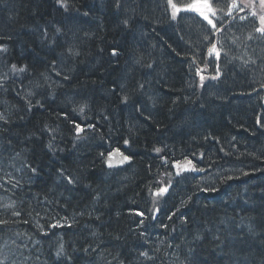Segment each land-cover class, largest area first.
I'll return each instance as SVG.
<instances>
[{"label": "trees", "instance_id": "obj_1", "mask_svg": "<svg viewBox=\"0 0 264 264\" xmlns=\"http://www.w3.org/2000/svg\"><path fill=\"white\" fill-rule=\"evenodd\" d=\"M138 1L63 0V7L57 0H0V48L10 47L0 51V221L7 222L0 225V264H264V33L253 16L232 13L231 0H209L215 29L190 10L173 19L168 1L152 0L158 15L148 0ZM183 1L193 3L174 2L183 9ZM119 14L124 20L115 19ZM159 17L176 32L174 51L161 42L158 63L145 61L144 77L127 88L134 70L121 61L145 60ZM5 37L12 39L3 43ZM215 41L214 71L202 60ZM194 54L201 59L191 65ZM208 65L217 78L200 86L197 73ZM141 85L146 93L137 91ZM118 92L131 103L126 113L114 111ZM241 124L249 134L237 132ZM165 131L179 145L157 153ZM115 149L133 162L108 171L105 157ZM170 154L192 161V177L203 179L188 187L191 194L214 189L234 209L254 208L229 215L230 229L243 233L241 245L220 252L204 235L195 243L196 227L184 232L178 219L166 220L165 200L162 214L151 216V191L168 172L162 158ZM201 205L211 216L217 210L210 200ZM138 211L144 215H133Z\"/></svg>", "mask_w": 264, "mask_h": 264}, {"label": "bare ground", "instance_id": "obj_2", "mask_svg": "<svg viewBox=\"0 0 264 264\" xmlns=\"http://www.w3.org/2000/svg\"><path fill=\"white\" fill-rule=\"evenodd\" d=\"M138 1V0H137ZM135 0V2H137ZM141 0H139L138 2H140ZM148 4L149 6H146V8L149 9L150 14L151 15H155L157 14V10H156V3L152 2V0H148ZM160 1V0H159ZM163 2H166L168 0H161ZM177 1V0H173ZM67 2V1H66ZM126 2H129V0H122L121 5H124ZM70 3V2H69ZM73 3L75 4L76 2H71L70 4L73 5ZM175 3V2H174ZM160 6L162 5V3H158ZM165 5V4H164ZM129 8V7H128ZM151 9V10H150ZM153 9V10H152ZM158 15V14H157ZM244 15V14H243ZM71 16V15H70ZM115 19H120V20H124L123 16L121 14L114 15ZM149 21H152V19L149 17L148 18ZM154 23H156L157 28H156V34H154V38H150L151 40L149 41V43L146 45V49L148 50V55L143 56L145 58L142 59L140 57H133V56H127L125 59H122V63H125L126 61L129 60L130 62V67L129 69L127 68V71L130 70H134V72H132V74L130 76H132L128 83H127V88H130L132 90H135L133 88H136V84L138 82H140L139 78L142 76L144 77L145 74H143V72H139V70L143 69L141 67V65L144 63H146L145 61H147V64H154L156 65L158 63V48L161 44V42H164V49L165 52H172L174 51L172 48H174V33L172 28L169 26V24L164 20L161 19L159 17V20L155 21ZM119 34H121V32H118ZM28 37H33V41L36 40V42L40 45L43 46L41 38L35 34L34 32H31L28 34ZM9 39H12V37H5L4 39L2 38L3 43H9L10 41H8ZM125 41L122 44H124L126 47L132 49L133 46L135 45V43L133 42H129L128 40L126 41L125 38L121 37V41ZM158 40V41H157ZM163 43V44H164ZM16 45V44H15ZM142 47L145 45L144 42L141 43ZM4 47L7 46V51L9 50V45H3ZM44 47V46H43ZM206 54V58H204L202 60L203 63H209V56L206 53V51H204V56ZM202 55V54H201ZM202 55V58L204 57ZM140 58V59H139ZM200 58L196 57V55H190L189 59H188V63L191 65H194L197 61H200ZM183 60V59H181ZM205 61V62H204ZM184 62V61H182ZM201 65V64H200ZM121 66V65H120ZM122 67V66H121ZM145 70V69H144ZM149 70H152V68H150ZM76 74H78V72L76 71ZM241 75V74H240ZM239 75V77H240ZM124 86V85H123ZM182 86V85H181ZM137 91L142 93H146L147 89L144 90V88H137ZM191 91V90H190ZM194 93V91H192ZM190 92V93H192ZM119 93V92H118ZM112 94V93H111ZM120 94V95H119ZM119 94H113L112 98H111V103L114 107V111L120 112H127L125 111V109H122L124 105H126L124 108L128 107V103L131 104L129 101H127L126 103H123V101L120 99L119 96H121V93ZM153 94H155L153 92ZM122 96H126L123 95ZM121 96V98L123 99V97ZM203 105V104H202ZM145 111H143L141 108L137 110L136 114L140 117L143 115ZM237 132H239L241 135L242 133H247L249 134L250 131L249 129L241 124L240 126H238L237 128ZM166 135H163V137H161V139H158L159 145L154 147L161 149V151H164V149L167 150H171L174 148H177L179 143H178V139H174L175 135H169L167 133V131H165ZM170 136V137H169ZM173 137V138H172ZM228 141V140H227ZM231 142H234L231 141ZM230 142V146L234 147V145H232V143ZM245 143H249L245 142ZM169 144V145H168ZM155 146V145H154ZM161 146V147H160ZM164 153H166V151H164ZM168 157H163L162 158V162L165 163V158L167 159V163H165L168 167V172L166 173V185H171L168 188V191L164 194H162L161 200H165L166 201V205H165V218L166 220L169 219V217L173 218L175 217V219L180 221V224L182 226L183 231H188L189 229H194L193 227H196V229L192 232H190L192 238L195 240V243H201L203 241L202 236L204 235L205 240L209 243L212 240H216L219 243L220 247V252L223 249H228L229 246H235V245H241L242 241L241 237L243 236V233H240L236 230H232L230 228H232L231 226L233 225V221L231 220L229 217H233L234 219H236L238 216L242 215L243 213H249L252 212L254 210L253 207H246L243 211L240 209H234L233 206L229 205V200H227V197L224 196V194L221 192H217V191H208V190H202L199 189L197 191V193L195 194H191L190 189L188 187H192V186H196L199 185L202 180L200 181V177L194 178L192 177V174L194 172L197 171H193L191 170V165H188L187 161L184 160L183 157L178 156L177 154H173V155H168ZM107 157H109L108 155L105 157L107 159ZM179 163L180 164V168H176L174 167L175 164ZM192 165H195L192 162ZM188 168L187 171H185L184 169ZM196 168V167H195ZM197 169V168H196ZM246 170L248 168H245ZM246 170H242V173H245ZM177 171L180 172V175H176ZM197 174V173H194ZM225 175V173H224ZM204 176L208 177L209 179H213L214 178V174H212L211 172H209L208 174L205 172ZM160 177V175H157V178ZM162 177V176H161ZM250 179V178H249ZM227 179L219 176L218 182H226ZM258 186V184H257ZM159 191V190H158ZM155 192H152L151 194L153 196H156ZM147 196V194H146ZM150 198V193H148V199ZM204 200H210L211 202H213V206L214 209H217L216 211H213L214 215H210V213L204 212L202 211L201 208V204ZM221 209H224L223 211ZM222 212H221V211ZM164 211V210H163ZM225 214V220H224V224L227 223V226H225L224 224L220 223L216 217H222L220 215ZM135 215V214H133ZM230 215V216H229ZM228 216V217H227ZM205 219H208L207 221ZM169 223H172L173 220H168ZM123 223H120V226H122ZM136 225L139 224L138 222L136 223ZM188 225L193 226L192 228H190ZM124 226V224H123ZM139 231V233H141L140 227L137 229ZM220 236V237H219ZM104 244V243H102Z\"/></svg>", "mask_w": 264, "mask_h": 264}, {"label": "snow or ice", "instance_id": "obj_3", "mask_svg": "<svg viewBox=\"0 0 264 264\" xmlns=\"http://www.w3.org/2000/svg\"><path fill=\"white\" fill-rule=\"evenodd\" d=\"M57 2L60 3L61 6L67 7L66 4H64L63 0H57ZM260 2H261L262 5H264V0H260ZM168 4L173 9V13H172V18L173 19L176 18L177 13H179L180 11H182V10L189 11L190 10V11L197 12L200 16L203 17L204 20H206L209 24H211L214 29L216 28V25L209 18V15L207 14V12L204 11V10H202V8L207 9L208 12H211L212 15H215V12L211 8V4L209 3V0H193V3L192 4L186 5L183 9L181 7H178L177 4L173 2V0H168ZM117 7H119V5H117ZM85 15H87V13H85ZM229 15H231V13H229ZM260 19H261V23H264V16L260 17ZM124 23L126 24L127 21H125ZM218 31H222V29H218ZM257 31H259L261 33H264V27L258 28ZM0 51H7V49L0 48ZM209 52H210V54L214 52L215 53V56H216V59H219L220 52L216 49V45L215 44L212 45V47L209 49ZM113 55H116V52L115 51H113ZM12 68H13L14 71H17V72H24V71H26V68H24V67L17 68L16 65H13ZM216 78L217 77H212V79H216ZM203 79H204V77L202 76L201 77V80H203ZM140 87L142 88L143 85H141ZM127 101H128V97L127 96L123 97V102L124 103H127ZM79 111L82 114L84 112V106H81L80 109H79ZM0 118H2V117H0ZM75 127H76L77 130L83 131V129L80 128V125L79 124H76ZM124 143L127 144L128 141H124ZM51 147L52 146L49 145V148H51ZM155 151L157 153H160L161 152V149L156 148ZM117 152H119L118 149H117ZM101 155H103V153H101ZM112 155H115V153H109V158H111ZM119 155L121 156V163H123L124 161H128L130 159L129 156H126L123 153H119ZM165 163H167V159L166 158H165ZM187 163H188V165H191L192 166L191 167V170L197 171V169L195 168V165H192V161L189 160V161H187ZM108 166L109 167L112 166L110 162H109ZM174 167H176V168L179 169L180 168V164L177 163V164L174 165ZM184 170L187 171L188 168H185ZM32 171L35 172L36 170L35 169H32ZM198 171H201L202 172V171H204V169L201 168V169H198ZM176 175H180V172L177 171ZM228 179H232V177H228ZM66 180H67V182L69 184L74 183V179L71 176L66 177ZM170 186L171 185H168L166 187L160 188L159 191H157L155 193V195L156 196H161L162 194H164V193H166L168 191V188ZM205 190H207V189H205ZM212 190L214 191V189H212ZM155 211L158 212L159 209H155ZM14 215H17L18 216L19 213L18 212H15ZM135 215H137V216H143L144 213L138 211V212L135 213ZM169 219H171V217H169ZM5 223H7V222L6 221H0V225L5 224ZM57 226L58 225H56V224H53L52 225L53 228H55ZM59 226L62 227L63 225H59ZM62 252H63V246L61 245V249H60V251L57 252V256H60ZM142 255H144L145 257H147L148 256V253L147 252H144V253H142Z\"/></svg>", "mask_w": 264, "mask_h": 264}, {"label": "rangeland", "instance_id": "obj_4", "mask_svg": "<svg viewBox=\"0 0 264 264\" xmlns=\"http://www.w3.org/2000/svg\"><path fill=\"white\" fill-rule=\"evenodd\" d=\"M233 8L231 9L232 13H236V11L241 10V14L242 13H246V15L248 16H253V18H255L257 20V22L259 23L260 28L264 27V23H261V19L260 17L264 16V5L261 4L260 0H231ZM184 6L191 4L188 1H183ZM211 4V8L213 9V3L209 2ZM202 10H207L202 8ZM197 13V12H195ZM208 13V12H207ZM209 17H212V15H209ZM213 44L216 45V49L219 51V44L217 41H215ZM212 44V45H213ZM212 45L210 46V48L212 47ZM209 54V64L212 66V68L214 69V71L217 69V64L216 62H214V60H211L212 57L216 58L215 53H208ZM210 66H206L204 67L202 70H200V74L198 75V85L202 86L204 85L206 82H209V80H211L210 77V70H209ZM195 71H197V69H195ZM204 77L203 80H201V77ZM188 161V160H186ZM166 173L162 175L161 177V188L162 187H166ZM161 196H153V202L154 204H158V201L161 199ZM161 201V200H160ZM159 201V202H160Z\"/></svg>", "mask_w": 264, "mask_h": 264}, {"label": "water", "instance_id": "obj_5", "mask_svg": "<svg viewBox=\"0 0 264 264\" xmlns=\"http://www.w3.org/2000/svg\"><path fill=\"white\" fill-rule=\"evenodd\" d=\"M114 153L115 155H112L111 158L109 157L107 158L106 166L108 169H118L119 167H123L132 161L131 159H129L128 161H124L123 163H121V156L119 155V153H122V152L115 151ZM109 162L112 165L111 167L108 166Z\"/></svg>", "mask_w": 264, "mask_h": 264}]
</instances>
